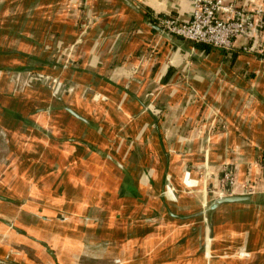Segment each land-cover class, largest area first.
I'll return each mask as SVG.
<instances>
[{
	"label": "crops",
	"instance_id": "0c3cea01",
	"mask_svg": "<svg viewBox=\"0 0 264 264\" xmlns=\"http://www.w3.org/2000/svg\"><path fill=\"white\" fill-rule=\"evenodd\" d=\"M163 16L188 2L0 0V264H264V32ZM227 168L249 199L206 212Z\"/></svg>",
	"mask_w": 264,
	"mask_h": 264
},
{
	"label": "built area",
	"instance_id": "2783aa9c",
	"mask_svg": "<svg viewBox=\"0 0 264 264\" xmlns=\"http://www.w3.org/2000/svg\"><path fill=\"white\" fill-rule=\"evenodd\" d=\"M190 7V18L187 21L176 17L163 16L158 19L162 32L190 42L202 44L219 51L235 50L236 40L252 39L264 32V9L247 11L237 6L239 0L227 4L224 0H186ZM242 50L249 52V48ZM37 79H43L38 75ZM58 85L57 89L59 88ZM230 173H224L222 186L232 183Z\"/></svg>",
	"mask_w": 264,
	"mask_h": 264
},
{
	"label": "rangeland",
	"instance_id": "374dc122",
	"mask_svg": "<svg viewBox=\"0 0 264 264\" xmlns=\"http://www.w3.org/2000/svg\"><path fill=\"white\" fill-rule=\"evenodd\" d=\"M260 54V53H259ZM263 53H261V55H262ZM56 86V85H55ZM55 86H53V84L52 83H50V84H48L47 85V89L51 92V94H53V92L55 91V89H56V87ZM71 87L69 86V85H66V84H61V86H59V88L57 89V90H59L57 93H59V94H56V96H58V95H60V94H62L61 92L62 91H65V90H67V89H70ZM46 89V90H47ZM3 147L1 146V144H0V150L2 149ZM230 169H228L227 168V173H230ZM225 172V173H226ZM232 172V171H231ZM231 174V173H230ZM231 177H232V175H231ZM222 179H224V174L222 175V177H221V179L219 180V187H218V189L216 190V192H217V194H218V197H217V199L218 198H221V197H228L229 195H227V188L232 184V183H230V182H227V183H225L226 185L225 186H222ZM232 179H233V177H232ZM233 182V181H232ZM231 187V186H230ZM216 200V199H215ZM214 201V200H213ZM213 201H211L209 204H211ZM209 204L206 206V208L205 209H207V207L209 206ZM248 209H250V207H248ZM248 214H251L250 212L248 213ZM235 242H237L238 243V240H236ZM13 256H17V252H15L13 249L12 250H9V252L4 256L5 257V259H4V261H3V264H16V261H12V257Z\"/></svg>",
	"mask_w": 264,
	"mask_h": 264
},
{
	"label": "water",
	"instance_id": "95a60500",
	"mask_svg": "<svg viewBox=\"0 0 264 264\" xmlns=\"http://www.w3.org/2000/svg\"><path fill=\"white\" fill-rule=\"evenodd\" d=\"M68 113H70L74 118L78 120H82L81 117H79L75 112H73L70 109H66ZM249 198L248 197H242V196H228V197H221L216 200H214L206 209V212L214 211L216 210L219 206L223 204H231V203H239V202H244L247 201Z\"/></svg>",
	"mask_w": 264,
	"mask_h": 264
},
{
	"label": "trees",
	"instance_id": "16d2710c",
	"mask_svg": "<svg viewBox=\"0 0 264 264\" xmlns=\"http://www.w3.org/2000/svg\"><path fill=\"white\" fill-rule=\"evenodd\" d=\"M195 47H197L198 49H204V50L209 49V46L202 45V44H195Z\"/></svg>",
	"mask_w": 264,
	"mask_h": 264
}]
</instances>
